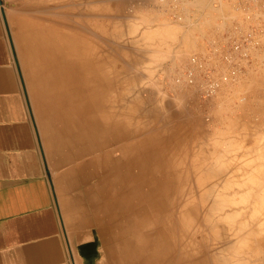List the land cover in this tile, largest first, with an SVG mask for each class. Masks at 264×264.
Instances as JSON below:
<instances>
[{
  "label": "bare ground",
  "instance_id": "obj_1",
  "mask_svg": "<svg viewBox=\"0 0 264 264\" xmlns=\"http://www.w3.org/2000/svg\"><path fill=\"white\" fill-rule=\"evenodd\" d=\"M30 1H32V0H30ZM44 1H46V0H44ZM44 1H43V3H44ZM65 1L68 3L71 0H69V1H67V0H56L57 3L55 4V6L59 3V5H61V7H62L65 4L64 3ZM146 1H148V0H146ZM151 1L155 2V4L158 6V8H159V6L160 7L161 6H167L171 2H179V3L182 2V4H184V6L183 5L182 6L185 7L184 8L185 10H186V6H185L186 4H189V6H190V3H188L187 0H151ZM186 1H187V3H186ZM233 1H232V3H233ZM236 1L238 2V0H236ZM239 1H241V0H239ZM245 1L246 2H243V3L246 4L249 0H245ZM36 2H38L39 5L41 4L40 1L36 0ZM46 2H48V1H46ZM72 2H71L72 5L66 4L69 7L64 5V7H63L64 9L60 8V6L58 5L57 6L58 10L56 9L57 11L54 10L53 8L52 9L50 8L51 9L50 12H53V11L60 12V10L68 9V16L71 14L70 16L73 17V15H74V18H72L70 16L68 17L66 15L67 10H65V12L61 11L63 13V15H60V16L62 19L64 17V19L62 20L64 22H66L65 16L67 17L66 18L67 22L69 21L68 23H71V20H69V19H72V24L70 25V27L66 28L65 26L68 23L67 24L63 23V26L60 27V29L57 28V30L50 31V32H48L45 28L42 27V28H40L39 31H37L38 34L33 35L34 37H37V40L34 41V43L36 44L34 46L37 49L41 50L42 55L46 56V55L50 54V56H51L50 57V63H46L45 68L42 67V69L51 70V74H47L50 78H44V80H43L42 78H38L37 76H35V72H34L33 78H32V80L31 79L30 80L32 83L33 95L36 96L37 98H39V100L41 101V107H37V109L40 113V117H43V120L45 122V128L43 127V129L47 133H49V134L51 133L52 135L56 136V138L58 140H60L58 142H61V143L66 142L67 144L71 145L73 148L78 147L81 143H83V139L85 136V134H84L85 132H83V129H82L83 125H85V127L88 128V130H87L88 140H89L90 145H92L94 148H96L99 145L102 146L104 149L107 147L110 148L111 147L110 143L112 141L116 142L114 148L113 149L110 148L111 150L108 152V154L105 155V157H103L104 160L101 164L99 163V161H98V163H96L97 161H94V167L98 168L101 166L103 168L102 171H103L104 181L102 182V184H103L102 189L105 191V193H107V194H113V193L116 194L117 192L119 193L117 196V202H118L119 210L111 208V206L113 205V202H114V200L112 198H111V200L108 198V200L105 202L104 206L110 207L112 211H116L120 214L119 219L123 218V220L126 221L127 232L129 231L132 234H133V231L135 232L134 235L132 236V237H134V236L135 237L133 239H130V240H129V238H127L123 244V251H122L121 256H122V261H124V264H160L161 263L157 258L148 256L149 254L146 253V250L150 246L153 247L154 243L157 246L162 244V242H160V240H159V237L161 234H162V236L163 235L169 236L168 230H169L171 223H170L169 219H166L165 217H163V210H164V207L166 205L165 201L170 198V195L173 191V186L176 182H177V193L180 192V189L186 188V205H185L186 209L183 211V216L179 222V228H180L179 236L181 237V241H183V250L182 251L186 257V264H264V132L255 133L257 131H254L255 130L254 129L252 131V134L257 135V136H255L256 138L254 137L253 139L250 137L251 140H253V141H248L247 139H243L242 137H243V134L246 136L248 135V137H249V135H252L250 133V130L253 129L252 127L249 130L245 129L244 132H242V130L246 127H243V129H241L242 128V126H241V128H239V129H241V131L238 129L240 132L236 130L237 131L236 133L231 131V130H233V127L230 129L229 132H225L226 130L224 131L223 129H221L220 130L221 135L218 134L219 131L217 132V135L220 136V137H218L214 133L212 134L210 132V135H209L206 132L209 135L208 136L205 132H201L198 129H193L194 126L190 128L189 126L187 127V125H186V128H183V126H184V124H183V125L177 126V128L174 131V133L176 132L175 135H174V133L172 136L162 134L163 136L161 138H159L160 140H157L158 143H156V144L152 143L153 145H151L149 143H145V139H147L148 137H143V139H142V136H140V137H136V139H135V136H131V134L128 133L127 130H128V125L131 123V120L137 115L136 113L139 110L138 109L139 108L138 107L139 102L136 103L138 98L132 99L133 98L132 97V98H130L131 100L129 99L131 103H129L128 105H123L122 102L125 101V99H123V97L126 94L127 90H125V89H127V88H124L125 85H122L119 82L122 81V78L125 75H123V74H122L123 76L120 74L115 75V73H117V71L119 70L121 63H120V65H116V67L119 66V67H117L118 68V70H117V69H115L116 67H114L115 64L114 65L112 64L113 68L108 66L105 58L102 57L101 53H100L101 56L99 55V57L98 56L96 57V55H95L97 48L95 49V47L93 45V38H94L93 36H95V38L98 36L93 35L94 23H95V21L100 22L99 24H97L98 26L96 25L97 27L100 28V26L104 27L103 24L106 20L105 21L104 20L98 21V18H97V20L94 21L92 19L93 17H91L90 12L93 13V11L91 10L92 9L91 5L93 3L90 4V2L89 3L86 2L87 4H84V6L85 5L86 6L83 7L84 8L83 10H81L79 8L84 13L80 12V14H79V12L77 11V10H79V9H77L79 5L77 3H80V2H77V0L76 1L72 0ZM75 2H77V3H75ZM116 2H118V1H116ZM121 2H123V1L121 0ZM206 2H209V1L208 0H191V4L197 5V7L207 5ZM257 2L259 4H257V8L255 7L256 11H254V9H253L254 5H252L253 7L251 9H247V8H245V6H247V5L244 4L245 6L244 5L242 6L243 8H242L241 12L244 13L245 16L248 17L249 19H253L255 16L257 17V16L263 15L264 14V2H260V1H257ZM60 3H64V4H60ZM71 3H69V4H71ZM97 3H98V1H97ZM236 3L234 4V6L236 5ZM5 4H7V3H5ZM48 4L46 3V6ZM52 4H54V3H51L50 5H52ZM31 5H32V3H31ZM43 5H41V6L43 7ZM95 5L96 4H94V6ZM211 5H209V6H211ZM225 5H227V4H225ZM55 6H53V7L57 8ZM65 6L67 8H65ZM102 6H103V4H102ZM104 6H105V4H104ZM0 7H1V11H2V13H4V17L6 19V15H5L4 10L7 8H4V1L3 0H2V5H0ZM42 7H40V9ZM72 7L74 10L72 9ZM75 7H77V8H75ZM112 7H114V6L112 5ZM144 7H146V6H144ZM192 7H194V6H192ZM224 7H226V6H224ZM228 7H229L228 9L223 8V7L218 9V12H216L215 14L219 13L221 16H223V19H230V21H233L234 20L233 15L235 14V11H236V10L234 11L235 7H233V10H232L229 6V3H228ZM107 8H108V6H107ZM139 8H142V7H139ZM207 9H208V7H207ZM207 9H206V11H207ZM216 9H217V7H216ZM229 9L231 11H227ZM48 10H47V12H48ZM69 10H71V11H69ZM196 10H197V8H196ZM40 11H42V10H40ZM72 11L73 12L77 11L78 13L75 12L76 13L75 14V13H72ZM100 11H101V9H100ZM208 11H209V9H208ZM119 12H122V11H119ZM147 12L148 11H146V13ZM53 13H55V12H53ZM64 13H66V14H64ZM102 13L103 12H101V14ZM114 13H115V10H114ZM151 13L153 14V12H151ZM188 13H189V11H188ZM58 14H61V13H57V15L55 13V15L57 16V17L55 16V18H57L56 20H59V22H60L61 18H60V16H58ZM43 15H44V13H43ZM113 15H111V17ZM141 15H142V12H141ZM149 15H150V13H149ZM207 15H208V12H207ZM211 15H212V13L210 14V16ZM220 15H217V16L220 17ZM97 16H99V15H97ZM204 16L202 15L203 18H204ZM212 16L214 17L215 15H212ZM245 16H243V17H245ZM49 17H51V16H49ZM107 17H108V15H107ZM246 17H245V19H246ZM101 18H102V16H101ZM143 18L144 17H142L141 19H143ZM216 18H218V17H216ZM28 19H29V17H28ZM147 19H149V18L145 19L146 22L148 21ZM212 19L214 20L215 18H212ZM223 19H222V21H223ZM257 19H259V18H257ZM262 19H263V17H262ZM112 20H114V18ZM125 20H127V19H125ZM203 20H205V19H203ZM213 20H211V18L210 19L206 18V20L203 21L204 23H202L201 27L204 26L203 24L206 23L207 27L210 28V30H211L213 25L216 24V23H214L216 21L215 20L213 21ZM132 21L135 23L134 20H132ZM142 21H141V23H142ZM230 21H229V24H230ZM123 22H125V21H123ZM158 22L159 21H157V24L155 23L156 25H154V26L152 23H150V25L152 24L151 26L146 25V27H147V28L145 27L146 29L142 27V29H145V31L142 30L144 32V38H145L144 41L147 40L148 41V43H147L148 47L151 49L153 48V51H151L152 55L149 58L150 63H152V64L154 63L156 65L158 62L160 63L161 61H163V58L165 59L166 56L171 55V53H174L176 55V57L179 59L178 61H180V60L183 61L188 56V58H190V59H187V60H191L192 67L188 68L189 69L187 71L188 74L184 73L185 75L184 74L183 75H184V79H188L185 81L188 82L189 84H192L191 82L194 81V74L197 73L198 71L203 72V74H204V72H206L209 69V67H213L214 65L217 66V68L214 66L215 69H218V67L221 69L222 68L221 67L222 62L224 63V65H228V62L226 63L224 61L225 59H223V57H222L223 52L220 50L221 48L219 49L220 51L217 50V48H219V46L216 47L217 46L216 45L214 47L213 45H211L215 51L220 53L219 56L213 54L214 56L212 55V57L208 58V57H206L207 56L206 55L205 61H203V57L201 58L199 55L193 56L194 53H192V52L194 50H196V48H197L196 42L194 41L195 38L193 39V37L188 35V33L186 35L181 36L179 33L180 30L178 29L177 26L171 25L170 23L169 24L163 23V21L159 22L162 24H159ZM246 22H248V19H246ZM45 23H46V21L42 22V24H45ZM143 23H145V22H143ZM248 23H247V25H249ZM254 23H257V22H254ZM231 24H230V26H231ZM241 24H243V21ZM46 25H49V24H46ZM107 25L108 24H106V27H108ZM109 25H110V23H109ZM111 25L113 26V24H111ZM259 25H257V26H259ZM68 26H69V24H68ZM132 26H134V25H132ZM137 26H139V23H138V25H135L134 28L135 27L137 28ZM143 26H144V24H143ZM221 26H222V23L221 24L219 23L218 27H221ZM239 26H240V23H239ZM241 26H240V28H241ZM243 26L245 27V25H243ZM261 26H263V24ZM218 27L216 26L215 28L217 29ZM234 27H236V24H234V26H231L230 30ZM113 28H117V26H114ZM131 28L133 29V27H131ZM248 28H250V26ZM262 28L264 29V27H262ZM125 29H126V27H125ZM191 29H193V28H191ZM237 29H238V31H240L239 28H237ZM100 30L101 31L105 30V27L100 29ZM128 30L130 31V28ZM56 31H57V33H55ZM69 31H70V33H69ZM112 31H114V30L112 29ZM117 31H118V29H117ZM133 31H134V29H133ZM241 31H243V30H241ZM96 32H97V30H96ZM190 32H192V30ZM245 32H249V29H247V31H245ZM213 33H215V32H213ZM217 33H215V35ZM235 33H237V31L231 32L230 38H232V36ZM120 34H122V31H121V33H119V35ZM229 34L227 37L230 36ZM237 34L238 35L235 34V39L237 38L236 40H240L241 38H238V37H241V36H239V32ZM240 34H242V32ZM101 35L104 36V34H101ZM127 35H128V31H127ZM129 35H131V34H129ZM223 36H221V37L223 38ZM244 36H246V35H244ZM253 36H254V32H253ZM111 37H113L112 34H111ZM121 37L122 36H120V38ZM137 37H138V35H137ZM209 37H210V35H209ZM216 37H214V38H216ZM227 37L225 39H227ZM256 37H257V35H256ZM261 37L264 38L263 35ZM107 38L104 37V39H107ZM126 38H128V37L126 36ZM263 38H261L262 40L256 39V42L257 41L259 42L260 40L262 42H264ZM98 39H103V38H98ZM225 39H222V40H224L223 41L224 43L226 42ZM122 40H123V37H122ZM130 40H132V39H130ZM136 40L137 39H135V41ZM209 40H210V42H212L211 40H213V39L211 38ZM217 40H218V38H217ZM219 40L222 41L221 38ZM228 40L230 41L231 39H228ZM97 41H95V43ZM31 43L33 44V42H31ZM98 43H100V42H98ZM136 43H137V41H136ZM217 43H213V44H217ZM218 44H221V42ZM253 44H254V41L250 40L248 42V44L243 46V50L249 55H251V53H253L254 51H257V49H259L258 47H257V49L252 48ZM259 44H261V43H259ZM176 46H177L176 51H175V49H174L175 52L172 51V49ZM230 46L231 45H229V47ZM212 47H211V50H212ZM145 48H146V45H145L144 49ZM101 49L102 48H100V50ZM36 50H35L33 57L32 58L30 57V59H29L28 64H30V65L27 64L28 65L27 67L32 69L33 71H34V69H36L38 63H40V53H39L40 51H36ZM120 50H122V49H120ZM200 50H202V49H200ZM103 51H104V49H103ZM149 51H150V49H149ZM198 51H197V53H198ZM105 52H107V51H105ZM199 52H201V51H199ZM118 53H119V51H118ZM191 53H192V57H189L191 55ZM195 53H196V51H195ZM148 54H150V53H148ZM130 55H132V54H130ZM232 55H233V53H232ZM232 55H228V57H229L228 59H232V57H233ZM112 56H113V54H112ZM114 56H116V55H114ZM117 56H118V54H117ZM131 57H133V56H131ZM135 58H136V55H135ZM137 58L139 61V57H137ZM167 58L168 57H166V59ZM258 58L260 59V57H258ZM169 59H171V58H169ZM248 59H250V58H248ZM107 60H108V57H107ZM147 60H148V57H147ZM260 60H262V59H260ZM134 61H135V59H134ZM138 61H137V63H138ZM235 61H237V57H236ZM110 62H112V61H110ZM240 62H241V64H240ZM240 62L237 64V68H233V65L235 63L233 64V62H229V65L231 64L232 67H230L228 69H226L224 67L221 70L223 72L222 74L219 71V75H221V76H219V78L221 77L220 81H218V80L214 81V79H213V81H214V82H212L213 85L209 86L210 83L206 84V86L208 85V87L204 86L205 88H202V89H205L204 90L205 93H207V92L215 93L217 91V88L227 89L226 87L231 86L233 84L232 81L233 80L236 81L237 77L238 78L240 77L239 76L240 74H238V72L240 71L241 68H239L238 65L239 64L242 65L241 59H240ZM112 63H114V62H112ZM139 63H140V61H139ZM150 63H148L149 64L148 66H153V65H150ZM251 63H249V64H251ZM136 64L134 63V65H136ZM245 65H246V63L243 66H245ZM137 66H138V64H137ZM235 66H236V64H235ZM252 66H251V68H252ZM258 67L260 68V65ZM125 68H126V66H125ZM184 68H186V67H184ZM112 69H115L117 71L113 70V72H115V73H113L111 71ZM120 69H121V67H120ZM141 69H143V68H141ZM247 69H249V68H247ZM254 69H252V70L254 71ZM256 69H257V67H256ZM262 69H264V67ZM38 70H41V69H38ZM148 70H150V69H148ZM196 70H197V72H196ZM252 70L249 69L248 73L250 71L253 72ZM133 71H134V69H133ZM151 71H153V70H151ZM149 72H148V74H149ZM119 73H120V71H119ZM151 73H153V72H151ZM32 74H33V72H32ZM39 74H41V73L39 72ZM129 74H130V72H129ZM249 74H247V75H249ZM42 75H43V73H42ZM44 75H45V73H44ZM180 75L181 74H179V76ZM216 75L218 76V74H216ZM236 75H238V76H236ZM255 75H256V72H255ZM255 75L253 72L252 77ZM202 76H201V78H202ZM235 76H236V79H235ZM242 76H243V78H245V76L243 74H242ZM249 76L252 79L251 74ZM152 77H150V78H152ZM195 77H197V76H195ZM205 77H206V74H205ZM213 78H216V77H213ZM255 78H257V75ZM179 79H181V78L179 77ZM208 79L210 80V77ZM246 79H248V78L246 77ZM115 80H117V83H115ZM137 80H139V79H137ZM200 80L201 79H199V81ZM238 80L241 81L242 79H238ZM254 80H257V79H254V77H253V80H250L248 82H251V81L254 82ZM179 81H178V83L181 85V82L184 80L182 79L181 82H179ZM202 81L203 80H201V82ZM204 81H205V79H204ZM242 81L245 82L246 80H242ZM196 82H197V80H196ZM253 82H251L250 84L246 82L247 86L249 84V87H250V85H252ZM193 83H195V82H193ZM205 83H207V82L205 81ZM243 83H241V84H243ZM114 84H116V87H114L115 86ZM257 84H258V82H257ZM174 85H175V83H174ZM258 85H259L258 89H257V86H255L256 90H254V88H252L253 91L255 92V93L254 92L253 93L256 95L258 92L262 93V91L259 88L260 86H262L260 84V82ZM128 86H130V84ZM139 86H140V84H139ZM142 87H145V86L142 85ZM202 87H203V85H202ZM262 87H264V86H262ZM36 89L39 90V93L37 92ZM228 89H230V88H228ZM49 90H52V93L51 94L49 93L48 98H47L46 92H48ZM140 90H141V88H140ZM129 91H128V93H129ZM143 91H145V90H143ZM229 91H228V93H229ZM138 92H139V90H138ZM142 92H141V94H142ZM200 92H201V90H200ZM228 93H227V95H228ZM230 93H229V95H230ZM232 94L234 96L235 92H232ZM238 94H239V92H238ZM119 95L121 96L120 98H122V100L117 99V98H119ZM207 95H209V94H207ZM216 95H218V94H216ZM216 95H215V97H216ZM236 95H237V93H236ZM263 95H264V92H263ZM223 96L226 97V95H223ZM209 97H210V95H209ZM114 98L117 99L116 100L117 104H121V105H115V106L109 105L110 100L111 99L113 100ZM141 98L139 100H141ZM154 99L155 98H153V100ZM163 99L165 100L164 97H163ZM255 99H257V97ZM255 99H254V101H255ZM242 100L245 101L247 99L245 97H243ZM142 102H140V104ZM167 103H168V101H167ZM226 103H229V102H226ZM177 104H174V105H177ZM260 104L262 105L261 102H260ZM162 105L164 106V104H162ZM261 105H260V107H261ZM244 106H246V105H244ZM235 107H237V106H235ZM254 107H255V105H254ZM177 108L178 107H176V109ZM245 108H247V107H244L243 110H246ZM258 108L257 109L255 108V110H258ZM180 109H183V108H180ZM218 109H220V108H218ZM223 109H225V108H223ZM172 110H175V109H172ZM140 111L141 110H139L138 112H140ZM175 111H177V110H175ZM178 111L180 112V110H178ZM215 111H213V113ZM219 111H222V110H219ZM217 112L218 111H216V114H214V115H217L218 114ZM245 112H247V111H245ZM256 112L259 113V111H256ZM262 112H261V114H262ZM144 113H146V112H144ZM70 114L73 116L74 122H72L70 120L68 121L69 118L67 115H70ZM160 114H158V115H160ZM173 114H174V112H173ZM225 114H226V112H225ZM53 115L54 116H62L63 118H60L59 121L53 120V118H52ZM176 115H175V118L177 117ZM239 115H241V114L239 113ZM171 116H169V117H171ZM193 116H195V115H193ZM197 116H196V118H197ZM188 117L186 116V118H188ZM213 117H215V116H213ZM224 117H225V115H224ZM237 117H239V116H237ZM244 117H245V115H243V118ZM141 118H142V116L139 117L140 122L142 120ZM157 118H161V117L157 116L155 119H157ZM179 118H180V116L176 119H179ZM183 119H185V118H183ZM168 120L170 121V119H168ZM228 120L230 121L229 118H228ZM257 121H258V119H257ZM257 121L255 120V123ZM197 122H199V121H197ZM204 122H206V120ZM208 122H210V121H208ZM250 123H251V121H250ZM261 123H262V121H261ZM207 124H209V123H207ZM231 124H232V122H231ZM231 124H229V125H231ZM236 124H238V122H236ZM241 124L245 125L246 123H244L242 121V123H240V125ZM229 125H228V127H230ZM248 125H250V124H248ZM190 126H192V125H190ZM214 126H216V124ZM261 126H264V125L261 124ZM261 126L259 125V127H261ZM225 127H227V126H225ZM182 129H186V130L183 131ZM234 129H235V127H234ZM153 130H155V129H153ZM203 131H205V130H203ZM222 131H224V132H222ZM212 132H214L213 129H212ZM130 140H132V141L130 143H128ZM140 140H143L144 143L139 144ZM173 141H176V143L178 141L179 145L186 144V163H185L186 169L184 167L181 168L184 165L181 161H179L182 158L181 148L173 149V147H172ZM205 143L212 146V151L208 147H206L208 145L207 144L205 145ZM165 144H167V145H165ZM202 144H204V145H202ZM224 144H225V146L227 145V147H225ZM158 145H160L162 147L163 154H164L163 157L158 154V149H157ZM221 145H223L224 147H222ZM161 147H160V149H161ZM113 151H117L119 153V156L118 157L112 156ZM143 155H144V159L142 158ZM158 155L162 158V160H159V165H157V163H156ZM75 156H76V154L73 152L71 159H75ZM172 157H174V158L177 157L176 158V164H175L176 171L173 173L169 172V170H168V168L171 165L170 160L172 159ZM165 159H166V161H165ZM99 164H100V166H99ZM157 168H160L159 172L161 173V178H158V187L155 185V182L150 177L154 171L158 172ZM77 172H80L79 173L80 175L82 174L81 173L82 172V166H80L78 168ZM178 185H180V187H178ZM151 227H153V231L148 232V230L151 229ZM176 236H177V233H175V231H174V236L171 237L172 241L175 240ZM147 237H151L153 239L154 243L151 242L150 240L148 241L146 239Z\"/></svg>",
  "mask_w": 264,
  "mask_h": 264
},
{
  "label": "rangeland",
  "instance_id": "obj_2",
  "mask_svg": "<svg viewBox=\"0 0 264 264\" xmlns=\"http://www.w3.org/2000/svg\"><path fill=\"white\" fill-rule=\"evenodd\" d=\"M3 1H4V8H7V9H5L6 20H7L6 21L7 22V31H8V34L10 36V39L12 40V44L14 46L15 55H16V62H17V64L19 65V67L21 69L22 75H23L24 80H25V83L27 85V88L26 89L28 91V95L30 96L29 98H30L31 106H32L34 115L36 117V120H37L38 124L41 127H44L45 128V122L43 120V117H40V113H39V111L37 109V107H41V101L39 100V98H37L36 96L33 95L31 80L33 78L34 72H35V76H37L38 78H42L43 80H44V78H50L47 74H51V70L42 69V67L45 68L46 67L45 64L46 63H50V57L51 56H50V54L49 55H46V56L45 55H42L41 54V50L40 49H37L34 46V45H36L34 43V41L37 40V37H34L33 35L38 34L37 31H39L40 28H42V27L45 28L48 32H50V31L57 30V28L60 29V27L63 26V23L64 24H67L69 22V21L67 22V19H66L67 17L64 15L65 16V21H66V22H64V21H62L64 19V17L62 16L63 17V19H62L60 15H63L62 12H65V10H67V14L66 13H64V14H66L68 16V9L60 10V12H56L58 10V7L57 6L59 5V3H58L55 6V4L58 2V1L56 2V0H46L48 2H46L44 0H37V1H40V3H41L40 5H39L38 2H36V0L35 1L34 0H32V1H30V0H3ZM43 1H44V3H43ZM67 1H69V0H67ZM73 1H76V0H73ZM97 1H98V3H97ZM102 1L101 0L100 1L99 0H89V1L88 0H77V2H80V3L75 2V3H77L79 5L78 8L77 7H75V8H77V9L80 8L81 10H83L84 9L83 7L86 6V5L84 6V4H87L86 2H88V3L90 2V4L93 3L91 5L92 6V9L90 8L93 11V13H94L93 14V13L90 12L91 17H93L92 19L94 21L97 20V18H98V21H102V20L105 21L106 20L105 21L106 23L104 22V24H103L104 27H105V30L107 29L106 31L105 30H102L101 31L100 29H102L104 27H101L100 25H99L100 28L97 27L98 26L97 24H99L100 22H96L95 21V23H94V29L95 30L93 29V32H94L93 35H97L98 36V37H96L97 39L95 38V36H93L94 37L93 38V45H94L95 49L97 48V50L95 52V55H96V57L97 56L99 57V55L101 53L102 57L105 58L106 63L108 64V66L111 67V68H113L112 64L113 65L115 64L114 67H116V65H120V63H121L120 67H121L122 70L120 69L119 66H117V67H119V70H118L117 67L115 69H117L118 71L115 70V69H112L111 71L112 72H113V70L117 71V73L113 72V73H115V75L116 74H120V75L123 74V75H125V76L122 75L123 76L122 81L119 82L122 85H125L124 88H127V89H125V90H127L126 91V94L123 97V99H125V101H123L122 104L123 105H128L129 103H131L130 102V100H131L130 98H132V97H133L132 99L138 98L136 103L139 102V104H138V107L139 108L138 109L141 110V111L140 112H138L139 110L137 111V113H136L137 115L131 120V123L128 125V130L127 131H128V133L131 134V136H135V139H136V137H140V136H142V139H143V137H148L147 139H145V143H149V144L153 145L152 143H154V144L158 143L157 140H160L159 138H161L165 134L166 135H169V136H172L173 133H174V131H175V129L177 128V126L183 125V124H184L183 128H186V125H187V127L189 126L190 128L194 126L193 129H198L201 132H205V133L207 132L209 135H210V132L212 134L214 133L215 135H217V132L218 131H219L218 134H220V132H221L220 130L221 129H223L224 131L226 130L225 132H229L232 127H233V130H231V131H233L235 133L237 131H239V130L241 131V129H243V127H246V128H244L242 130V132H244L245 129H248L249 130L251 127L253 128L252 130H250V133L251 134H252V131L254 129H255L254 131H257L255 133L264 132V126H261V124L264 125V123H263L264 122V103H263L264 102V95H263V92H264V89L263 88L264 87H262V86H264V82H263L264 81V78H263L264 77V73H263L264 72L263 71L264 69H262L264 67V58H263L264 57V51H263L264 50V42L261 41L262 40L261 38H263L261 36L262 35L264 36V32H263L264 29L262 28V27H264V16H263L264 14L261 15V16H257V17L255 16L254 17L255 19L253 18L254 20L253 19H249L248 17L245 16L244 13L241 12L242 11V8H243V7H241L240 9H238L237 13L235 11V14L233 15V18H234L233 21H230V19H224L222 21V20H220L221 15L219 13H217V14H215V13L218 12V9H220L222 7L228 9L229 7L227 5H222V6L219 5L217 7L218 9H215L216 11L215 10L214 11H210L212 13V15H215L213 17L212 15L210 16V14H211L210 12H208V15L209 16L207 15V13H203V12H205L204 11V6L205 5L204 6H198L197 7V5L191 4V0H187L188 3H190V6H189V4H186L187 3V1H186V3H185L186 4L185 5L186 6V10L184 9L185 7H183L184 4H182V2L181 3H179V2H171L173 5L171 3H169L167 5L168 7L167 6H161V7L159 6V8H158V6L155 4V2H152L151 0H148L149 2L146 1V0H144V1L143 0H122L123 2H121V0H102ZM116 1H118V2H116ZM71 2H72V0L70 2H68V3L65 1L64 2L65 4L64 3H60V4L72 5L73 2L72 3ZM244 2H246V1H244ZM5 3H7V4H5ZM31 3H32V5H31ZM46 3L47 4L49 3L48 4L49 6L48 5L46 6ZM51 3H54V4L50 5ZM69 3H71V4H69ZM94 4H96L97 6L96 5L94 6ZM102 4H103V6H102ZM104 4H105V6H104ZM244 4L245 3H243V5ZM38 5L40 7H42L41 5H43V7L40 9V7ZM64 5L62 7H61V5H59V6H60V8H63ZM68 5H66V6L69 7ZM112 5L114 7H112ZM191 5L194 6L195 8L192 7ZM245 5H249V1ZM252 5H254V4H252ZM252 5L250 4V6H252ZM53 6H55L57 8H54ZM66 6H65V8H67ZM107 6H108V8H107ZM144 6H146L147 8L144 7ZM224 6H226V7H224ZM139 7H142V8H139ZM255 7L257 8V6L254 5V7H253L254 11H256V8ZM50 8L51 9L53 8L54 10L57 9L56 11H53L52 10L53 12L56 13V15H57V13H61V14H58V16H60V18H61L60 19L61 20L60 21L61 23L59 22V20H56L57 18H55V16H56L55 13L50 12L51 11ZM99 8L101 9V11H100ZM196 8H197V10H196ZM245 8H247V6H245ZM46 9L48 10V12H47ZM72 9H73V7H72ZM80 9L77 10L79 12V14H80V12L84 13ZM40 10H42V11H40ZM71 10H69V11H71ZM114 10H115V13H114ZM118 10L119 11H122V12H119ZM77 11H74V12L72 11V13H75V12L78 13ZM137 11L138 12L140 11V12L138 13ZM146 11H148V12L146 13ZM188 11H189V13H188ZM227 11H230V9L227 10ZM101 12H103L102 13L103 15L101 14ZM141 12H142V15L143 16L141 15ZM151 12H153V14ZM43 13H44V15H43ZM149 13H150V15H149ZM97 15H99V16L101 15L102 18H101V16L99 17ZM107 15H108V17H107ZM111 15H113V16L111 17ZM202 15L203 16L205 15L204 18L202 17ZM217 15H220V17L217 16ZM236 15L237 16L239 15V16L237 17ZM49 16H51V17H49ZM243 16H245L246 19H248V22L249 23L246 22V19ZM28 17H29V19H28ZM70 17H72V16H70ZM142 17H144L145 19L146 18H149V19H147L148 20L147 21L148 23L146 22V20L144 18L141 19ZM216 17H218V18H216ZM262 17H263V19H262ZM72 18H74V15H73ZM113 18H114V20H112ZM202 18L205 19V20H206V18L207 19H210L211 18V20H213L212 18H215L214 19L216 21V22H214V23H216L215 25L218 27L219 26V23L220 24L222 23V26L221 27H218L216 29L215 28L216 26L213 25V27L210 30V28H208L207 25H206V23H205V24H203L204 26H202L203 27L202 28L201 25H202V23H204L203 21H205ZM257 18H259V19H257ZM125 19H127L128 21L125 20ZM43 20L46 21L45 24H42V22H44ZM69 20H71V23H68L69 26H68V24L66 26L64 25L66 28L70 27V25L72 24V19H69ZM132 20H134L135 23ZM154 20L155 21L157 20L159 22L160 21L161 22L163 21V23H167V24L170 23L171 25L177 26L178 29L180 30L179 33H180L181 36L186 35L188 33V35H190L191 37H193V39L195 38L194 41L196 42L197 48H196V50H194L192 52V53H194L193 56L199 55L201 58L203 57V61H205V58L206 57H208V58L209 57H212L213 54L219 56L220 53H218L217 51H215L214 48L211 45H213L214 47L216 45H217L216 47L219 46V48H217V50L218 51L221 50L223 52L222 53V57H223V59H225L224 61L226 63L228 62V65H224V63L222 62L221 63L222 64L221 65L222 68L221 69L219 67H218V69H215V67L217 68V66L214 65L215 67L214 66L213 67H209V69L206 72H204V74H203V72H199V71L197 72V70H196V72L200 76L197 73H195L194 74V81L193 82H195L196 84L193 83V82H191L192 84H189L188 82L185 81V80H188V79H184V75L186 73L188 74V72H187L189 70L188 68L192 67L191 60H187V59H190V58H188V56L183 61H181V60L178 61L179 59L176 57V55L174 53H171V55L166 56V57H168L167 59H166V57H165V59L163 58V61H161L160 63L158 62L156 65L154 63L153 64L150 63V59L149 58L152 55L151 54L152 53L151 51H153V48L151 49V48L148 47V45H147L148 41L147 40L144 41L145 38H144V32L143 31H145V29L147 28L146 25L147 26L148 25L151 26L152 24H153V26L156 25L157 24V21L155 22ZM123 21H125V22H123ZM141 21H142V23L145 22V23H143L144 26L141 23ZM229 21H230V24L232 23L231 26H234V24H236V27H234V28H232L230 30L231 26L229 24ZM242 21H243V24H241ZM254 22H257V23H254ZM109 23H110V25H109ZM138 23H139V26L140 27L137 26V28L136 27L134 28V26L135 25H138ZM150 23H152V24L150 25ZM239 23H240V26L242 25L241 28L239 26ZM247 23L249 25H247ZM46 24H49V25H46ZM106 24H108L107 25L108 27H106ZM111 24H113V26ZM159 24H162V23H159ZM262 24H263V26H261ZM132 25H134V26H132ZM243 25H245V27ZM257 25H259V26H257ZM114 26H117V28H113ZM249 26H250L251 29L248 28ZM125 27H126V29H125ZM131 27H133L134 31H133V29ZM142 27L143 28L146 27V28L145 29H142ZM190 27L193 28L194 30L191 29ZM129 28H130V31L128 30ZM237 28H239L240 31L241 30L244 31V32L241 31L243 35L240 34L241 32L238 31ZM112 29L114 31H112ZM117 29H118V31H117ZM247 29H249V32H245V31H247ZM96 30H97V32H96ZM191 30H192V32H190ZM121 31H122V34L119 35V33H121ZM127 31H128V35H127ZM233 31H237V33L239 32V36H241V37H238V38H244L245 37L244 35H247L248 33L253 36V32H254V36L256 37V35H257V37L255 38L253 36L251 38L254 41V44H253V47L252 48H256L257 49V47H258L259 48V49H257L258 52L253 50L254 52L251 53V55H249V58L251 60L248 59V61L246 62V65L245 66H243L245 63L243 64V62H242V66L243 67L238 72V74H240L239 76L241 78L240 77L239 78L237 77V79H236V76H238V75H236L235 76L236 81L233 80L232 81L233 84L231 86L226 87L227 89H225V88H223V89L222 88L221 89L220 88H217V91L215 93H213V92H210V93L207 92V93H205V91H204L205 89H202V88H205L204 86H206V84H209V83L211 84L212 82H214L216 80L220 81V78L221 77L219 78V76H221V75H219V71L222 74L223 72L221 70L224 67L226 69L232 67L231 64L229 65V62H233V64L234 63L236 64V66L234 64L233 67H237V64L240 62L241 57L237 56L238 54L235 53L232 50V48H231V46H232L231 43L235 40V34L238 35L237 33H235L233 35L234 37L232 36V38H230L231 37V32H233ZM213 32L217 33L218 35L220 33L221 34L218 36L217 34L215 35V33H213ZM55 33H57V31ZM69 33H70V31H69ZM110 33L112 34L113 37H111V34ZM101 34H104V36H102ZM129 34H131V35H129ZM208 34L213 39V40H211L212 42H210L209 39H211V38L209 37ZM228 34L230 35L229 37H227ZM137 35H138V37H137ZM120 36L123 37V40H122V37L120 38ZM126 36L128 38H126ZM221 36H223V38ZM104 37L105 38L108 37V38L107 39H104ZM214 37H216V38H214ZM226 37H227V39H225ZM98 38H103V39H98ZM134 38L137 39L136 40L137 43H136V41H135ZM217 38H218V40H217ZM220 38H221V40L222 39H225L226 42L224 43L223 42L224 40L220 41L219 40ZM130 39H132V40H130ZM228 39H231V40L229 41ZM256 39H258V40L261 39L260 40L261 42L260 41L259 42L257 41L258 42L257 43L256 42ZM263 40H264V38H263ZM95 41H97L96 42L97 44L95 43ZM101 41L102 42L104 41V42L102 43ZM216 41L218 43L221 42V44H218ZM31 42H33V44ZM98 42H100V43H98ZM213 43H217V44H213ZM259 43H261V44H259ZM144 44L146 45V48L145 49H144V47H145ZM229 45H231V46L229 47ZM211 47H212V50H211ZM100 48H102V49L100 50ZM103 49H104V51H103ZM120 49H122V50H120ZM149 49H150V51H149ZM174 49L176 51L177 46L174 47L172 49V51H174ZM200 49H202V50H200ZM35 50L36 51H40L39 52L40 53V63H38L36 69H34V71H33L32 69L28 68L27 66L30 65V64H28L29 63V59H30V57L31 58L33 57V55L35 53ZM198 50L201 51V52H199ZM105 51H107L108 53L105 52ZM118 51H119L120 54L118 53ZM195 51H196V53L198 51V53L196 54ZM148 53H150V54H148ZM192 53H191V55L189 57H192ZM232 53H233V55H232ZM112 54H113V56H112ZM117 54H118V56H117ZM130 54H132V55H130ZM114 55H116V56H114ZM135 55H136V58H135ZM227 55H232L233 56L232 57V60L233 61H227L226 58H225ZM131 56H133V57H131ZM107 57H108V60H107ZM137 57H139L140 63H139ZM147 57H148V60H147ZM236 57H237V61H235ZM258 57H260V59H262V60H260ZM169 58H171V59H169ZM134 59H135V61H134ZM110 61H112L114 63H112ZM137 61H138V63H137ZM134 63L135 64L137 63L138 66H137V64L134 65ZM148 63H150V65H153V66H148L149 65ZM249 63H251V64H249ZM240 64H241V62H240ZM259 65H260V68L258 67ZM125 66H126L127 69L125 68ZM251 66H252V68H251ZM136 67L137 68L139 67L140 69L143 68V69L140 70L139 68L137 69ZM184 67H186V68H184ZM253 67L255 69L257 67V69L255 70ZM37 68L38 69H41V70H38ZM247 68H249L250 70L254 69V71L253 70L252 71L254 72V75H255V72H256V75H257V78H255L256 75L253 76L254 79H257V80H254V82L251 81L253 83H252V85H250V87H249V84L251 82H248V81L253 80V77H252V73L253 72H251V71L249 72L251 74V77H252V79H251L250 76H249L250 74L248 73L249 69H247ZM133 69H134L135 72L137 70L138 71L135 73L133 71ZM148 69H150V70H148ZM151 70H153V71H151ZM38 71L41 74H39ZM119 71H120V73H119ZM32 72H33V74H32ZM129 72H130V74H129ZM148 72H149L150 75L148 74ZM151 72H153V73H151ZM42 73H43V75H42ZM44 73H45V75H44ZM179 74H181V75L179 76ZM205 74H206V77H205ZM216 74H218V76ZM242 74L245 76V78H243ZM247 74H249V75H247ZM149 76L150 77L153 76V77L150 78ZM195 76H197V77H195ZM201 76H202L203 79L201 78ZM212 76L213 77H216V78H213ZM179 77L181 79H179ZM209 77H210V80L208 79ZM246 77L249 80L246 79ZM137 79H139V80H137ZM176 79L178 81L180 80L179 82H181L182 79L184 81H182L181 82V85H180ZM199 79H201L203 81L201 82V80L199 81ZM204 79H205V81L207 83H205ZM213 79H214V81H213ZM238 79H242V80H246V81L244 82V81L241 80L242 81L241 82ZM196 80H197V82H196ZM240 82L241 83L244 82V83L241 84ZM246 82L249 83L248 86H247V83ZM257 82H258V84L260 82V84L262 85V86L259 87L260 90L262 91V93L261 92H258L257 95H256V94H254L255 92L253 91L252 88H254V90H256V87L255 86H257V89H258V86L259 85L257 84ZM115 83H117V80H115ZM128 83L130 84V86H128L129 85ZM174 83H175V85H174ZM139 84H140V86H139ZM141 84L143 86H145V87H142ZM114 85H115L114 87H116V84H114ZM202 85H203V87H202ZM139 87L141 88V90H140ZM206 87H208V85ZM228 88H230L231 90L228 89ZM36 90L39 93V90L38 89H36ZM138 90H139V92H138ZM143 90H145V91H143ZM200 90H201V92H200ZM218 90L219 91L221 90L220 91L221 93ZM128 91H129V93H128ZM228 91H229V93L231 92L230 95H229ZM141 92H142V94H141ZM232 92H235L234 96H233ZM238 92H239V94H238ZM49 93L51 94L52 93V90H49L48 92H46L47 98H48V94ZM227 93H228V95H227ZM236 93H237V95H236ZM207 94H209L210 97ZM216 94H218V95H216ZM215 95H216V97H215ZM223 95H226V97H224ZM253 96L255 98L257 97L258 100L255 99ZM120 97L121 96L119 95V98H117V99H119V100L121 99L122 100V98H120ZM163 97L165 98V100L163 99ZM243 97H245L247 100H245V101L242 100ZM140 98H141V100H139ZM153 98H155V99L153 100ZM114 99L113 100L112 99L110 100V103L111 104L109 103V105H114V106L115 105H121V104H117V101H116L117 99H115V100ZM254 99H255V101H254ZM167 101H168V103L170 105L167 103ZM259 101L262 103V105L260 104ZM140 102H142L143 104L142 103L140 104ZM226 102H229L230 104L229 103H226ZM162 104H164V106ZM174 104H177V105H174ZM244 105H246V106H244ZM254 105H255V107H254ZM260 105H261V107H260ZM235 106H237V107H235ZM176 107H178V108L176 109ZM244 107H247V108H245L246 110H243ZM180 108H183V109H180ZM218 108H220V109H218ZM223 108H225V109H223ZM255 108L256 109L258 108V110H255ZM172 109H175L177 111L172 110ZM178 110H180V112ZM215 110L218 111L217 112L218 113L217 114L218 116L217 115H214V114H216V111ZM219 110H222L223 112L222 111H219ZM213 111H215V112L213 113ZM224 111L226 112V114H225ZM245 111H247V112H245ZM256 111H259V113L256 112ZM144 112H146V113H144ZM173 112H174L175 115L177 114L176 115L177 116L176 118H178L179 116H180V118L179 119H176L175 118V115L173 114ZM261 112H262V114H261ZM239 113L241 115H239ZM158 114H160V115H158ZM193 115H195V116H193ZM224 115H225V117H224ZM243 115H245L244 118H243ZM67 116L69 118L68 121L70 120V121L74 122V118H73V116L71 114L70 115H67ZM140 116H142L141 122H140V119H139ZM157 116L158 117H161V118H157L158 120L155 119ZM169 116H171V117H169ZM186 116L187 117L189 116V117L186 118ZM196 116H197V118L198 117L199 118L197 119ZM213 116H215V117H213ZM237 116H239L240 118L237 117ZM52 118H53V120H58L59 121L60 118H63V117L62 116H54L53 115ZM183 118H185V119H183ZM228 118L230 119V121L228 120ZM168 119H170V121ZM257 119H258V121H257ZM205 120H206V122H204ZM234 120L236 122H238V124H236V122ZM255 120L257 121L256 123H255ZM197 121H199V122H197ZM208 121H210V122H208ZM242 121L244 123H246L245 124L246 126L243 125V124L240 125V123H242ZM250 121H251V123H250ZM261 121H262V123H261ZM231 122H232L233 125L231 124ZM207 123H209V124H207ZM214 123L216 124V126H214L215 125ZM229 124H231V125H229ZM248 124H250V125H248ZM190 125H192V126H190ZM228 125L230 127H228ZM259 125L261 127H259ZM225 126H227V127H225ZM241 126H242V128H241ZM234 127H235V129H234ZM239 128H241V129H239ZM82 129H83V132H85L84 133L85 136H84V139H83V143H81L78 147L75 148L76 151L74 153L76 154V156H75V159H74V163L73 164L74 165H77V166L78 165H82V164H85V166H86V164H87V166L85 168V172H81L82 173L81 174L82 176H78V179L80 180V186H81L80 192H79V195L78 196L80 197V199L84 200V202L87 204L89 210H91L95 214L96 227L98 229V231H96L95 240H94V244H95V247H96V258L98 257V259L100 260V263L99 264H124V261H122V256H121L122 251H123V244H124V242L126 241L127 238H129V240L130 239H133L135 236L134 237H132V236L134 235L135 232L133 231V234L131 232H129V231L127 232L126 221H124L123 218H120L119 219L120 214L118 212H116V211H112L111 210V208H114L116 210H119L118 202H117V196H118L119 193L117 192L116 194L115 193H113V194H107L102 189V185H103L102 182L104 181V178H103V171H102L103 168L100 166V164L104 160L103 157H105V155H107L108 152L111 149L114 148L116 142L112 141L110 143V145H111L110 148L111 149L108 148V147L104 149L100 145L97 146L96 148H94L92 145H90L89 140H88V135H87L88 128H86L85 125H83V128ZM153 129H155V130H153ZM212 129H213L214 132H212ZM182 130L185 131L186 129H182ZM203 130H205V131H203ZM224 131H222V132H224ZM175 134H176V132L174 133V135ZM255 136H257V135H253L252 134V135H249V137H248V135L246 136V135L243 134V137L242 138L243 139H247L248 141H253V140H251V138L253 139ZM218 137H220V136H218ZM132 140H130L128 143H130ZM140 143H144V141L143 140H140L139 141V144ZM172 143H173V146H172L173 149H179V148H181L182 158L179 161H181L183 163V165H184L181 168L184 167L186 169V164H185L186 163V144L179 145V142L178 141H177V143H176V141H173ZM206 144L207 143H205V145ZM160 145L157 146L158 154L163 157L164 154H163L162 147ZM165 145H167V144H165ZM202 145H204V144H202ZM221 146L224 147L225 144H224V146L223 145H221ZM160 147H161V149H160ZM206 147H208L212 151V146L208 145ZM225 147H227V145ZM159 155H158V158L156 160L157 165H159V160H162V158ZM112 156L118 157L119 156V153L117 151H113L112 152ZM142 158L144 159V155L142 156ZM176 158L177 157H175V158L172 157V159L170 160L171 165L168 168L169 172H172L173 173V172L176 171V168H175ZM94 161H97L96 163H98V161H99V163H100L99 166L100 167H98V168L97 167H94ZM165 161H166V159H165ZM157 170H158V172L154 171L153 174L150 177H151V179H153V181L155 182V185L158 187V178H161V173L159 172L160 168H157ZM83 184L88 188L87 194H85L86 192L82 189ZM178 187H180V185H178ZM84 195L86 197H84ZM108 198L110 200H111V198L114 200L113 205L111 206V208L110 207H107V206H104V204L108 200ZM165 202H166V205H165L164 210H163V217H165L166 219H169V221L171 223L170 224V227H169V230H168L169 236H166V235H163L162 236V234H161L160 237H159V240H160V242H162V244L161 245H158V246L154 243V241H153V239L151 237H147L146 239L148 241L150 240L151 242H153L154 243V246L153 247L150 246L149 248H147L146 253L149 254L148 256L157 258L161 262L160 264H186V257H185V255L183 254V251H182L183 250V241H181V237L179 236V234H180V232H179V230H180V228H179V222H180V220H181V218L183 216V211L186 209V206H185L186 205V188L180 189V192L177 193V182H176L174 184V186H173V191H172V193L170 195V198L167 199ZM152 231H153V227H151V229L148 230V232H152ZM174 231H175V233H177V236H176L175 240L172 241V238L171 237L174 236Z\"/></svg>",
  "mask_w": 264,
  "mask_h": 264
},
{
  "label": "crops",
  "instance_id": "obj_3",
  "mask_svg": "<svg viewBox=\"0 0 264 264\" xmlns=\"http://www.w3.org/2000/svg\"><path fill=\"white\" fill-rule=\"evenodd\" d=\"M208 1L237 12L245 0ZM26 88L0 7V264H99L95 214L78 196L87 164L38 124Z\"/></svg>",
  "mask_w": 264,
  "mask_h": 264
},
{
  "label": "built area",
  "instance_id": "obj_4",
  "mask_svg": "<svg viewBox=\"0 0 264 264\" xmlns=\"http://www.w3.org/2000/svg\"><path fill=\"white\" fill-rule=\"evenodd\" d=\"M257 1H260V2H264V0H257ZM256 0H249V5H247V9H251L252 6H250V4H256L255 6H257V4H259ZM252 38V35L251 34H247L244 38H241L240 40H234L232 42V50L238 54L239 57H241V61L244 63H246L248 61V58H249V54H247L244 50H243V46H245L246 44H248V42ZM226 60L228 61H232V59H228V55L225 57ZM239 68H242L243 66L242 65H238ZM233 68H237V67H233ZM213 85L212 83L210 84V86Z\"/></svg>",
  "mask_w": 264,
  "mask_h": 264
},
{
  "label": "water",
  "instance_id": "obj_5",
  "mask_svg": "<svg viewBox=\"0 0 264 264\" xmlns=\"http://www.w3.org/2000/svg\"><path fill=\"white\" fill-rule=\"evenodd\" d=\"M0 5H2V0H0Z\"/></svg>",
  "mask_w": 264,
  "mask_h": 264
}]
</instances>
